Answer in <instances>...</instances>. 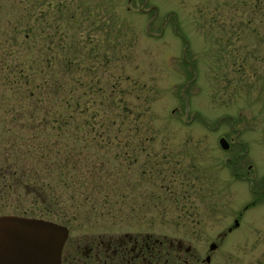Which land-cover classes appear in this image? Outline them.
<instances>
[{
	"label": "rangeland",
	"instance_id": "rangeland-1",
	"mask_svg": "<svg viewBox=\"0 0 264 264\" xmlns=\"http://www.w3.org/2000/svg\"><path fill=\"white\" fill-rule=\"evenodd\" d=\"M67 44L75 63L66 71ZM14 63L30 69V84ZM64 97L74 120L59 135L51 121ZM93 99L106 100L108 125H82L73 102L86 101L90 122ZM31 101L39 107H24L26 118L18 108ZM63 157L72 179L53 180L59 205L34 202L11 179L0 186V214L57 218L69 228L66 249L98 238L220 236L250 189H264V0H0V164L19 158L18 173L49 180ZM200 168L218 177L216 195L203 194ZM239 222L226 239L264 238V201Z\"/></svg>",
	"mask_w": 264,
	"mask_h": 264
},
{
	"label": "flooded vegetation",
	"instance_id": "flooded-vegetation-1",
	"mask_svg": "<svg viewBox=\"0 0 264 264\" xmlns=\"http://www.w3.org/2000/svg\"><path fill=\"white\" fill-rule=\"evenodd\" d=\"M219 145L221 146L220 142ZM205 147L202 145L198 149ZM229 147L228 142V148H222L228 150ZM224 162L230 174L231 201L234 196L231 186L236 173L234 154L227 155ZM251 167L252 165L249 164L248 168ZM207 170L200 168V174L204 172L207 175L204 178L207 188L204 189L203 194L213 196L217 193L213 188L217 186L218 177L208 173ZM174 171L176 172L177 169ZM171 174L175 175V173ZM148 177L150 178V174ZM202 184L204 185V182ZM250 190L253 195L246 202L245 210L239 211L237 215L230 211V225L217 238L193 237L187 240L164 238V241H159L152 235L146 234L115 239L98 238L83 243L76 241L66 249L67 238L61 253V264H154L156 241L163 248L165 264H264V238L226 239L227 233L239 226V220L245 211L257 202L264 201V189Z\"/></svg>",
	"mask_w": 264,
	"mask_h": 264
},
{
	"label": "trees",
	"instance_id": "trees-1",
	"mask_svg": "<svg viewBox=\"0 0 264 264\" xmlns=\"http://www.w3.org/2000/svg\"><path fill=\"white\" fill-rule=\"evenodd\" d=\"M28 13L30 16L34 15L33 11H31V13L30 12H28ZM28 13H27V16H28ZM27 24H28V29L35 30L36 36H37L38 28L36 31L35 23L30 24L29 20H28V22L27 21L24 22L22 19L21 28H23V29L26 28ZM32 25H34V26H32ZM30 38H31V36H30ZM23 39L19 42V44L20 43L22 44ZM68 44H69V42H68ZM68 44H67V47L65 48L66 49V55L63 58V62L65 63V70L66 71H67L68 67L70 68L72 62L75 63L74 58H71L68 56ZM50 62H51V60H50ZM25 65H23V64L21 65V63L20 64L14 63L12 69L21 68L18 72L19 77H21L19 79H21V80L24 79V82H22V83H26V81H27L28 84H30L29 80H25V78L29 77V73L24 74V69H27L28 71L30 70L29 68L25 67ZM46 66L48 67V65H46ZM15 74L17 75L16 70H15ZM44 81H45V78L43 80V83H44ZM67 90L70 91L69 88H67ZM104 100L105 99H102L100 102H98L95 99H93L91 101L92 103L95 104L94 105L95 108L92 112L93 114L90 116V117H92V121H90V122L87 119L89 117L85 116L87 114H85V115L83 114V113H87V109H88V106L85 104L86 101L83 100L82 102H79L80 100H76L75 102H73L74 107H76V109L79 110V113H82V115L85 117V119L82 122V125H88L91 122L93 123V120H95V119H96L95 121L98 122L100 125L106 124V123L108 125V122L112 116H102L101 105H103V103L106 102V100L105 101ZM35 102H37V101L35 100ZM97 102L99 103V105L97 104ZM55 103H56L55 106L57 107V109L53 111L54 115H53V118L51 121V125L53 126L54 131H56L60 135L61 132L64 131V129L67 126H70L73 123L74 117H73V114L71 111L72 101L70 100V98L64 97V98L57 99V101ZM24 107H28L27 111H35L39 106L37 104H34L33 101H31L29 105H22V103H21V106H19L18 109L21 110L22 112H23V110H25L24 117L27 118V115L29 116L30 114H28V112L26 111V109H24ZM11 116H12V118H14V121L16 122V121L21 119L22 114H15L14 113ZM120 123H121V121H120ZM20 127L24 128L25 126H23V124H22ZM78 130H81V128ZM104 131H106V132H104L106 134V138H109L110 132H112L110 126H107L104 129ZM128 141L129 140H127L126 142H128ZM127 159H129V158H127ZM69 161L71 162L70 157H63V158H59L58 161H55L52 164H50L47 171H48V175H53V178L52 179L49 178V180H47L45 178L46 176L43 177L45 182H46L44 184L43 182H41V180L43 178H38V175H36L37 174L36 172H33L32 174H30L31 173L30 172L29 174H25V175L22 172L18 173L17 172L18 171V165H22V162L19 158H14V159H12L11 164L10 163L6 164V162L5 163L3 162L0 164V167L2 168V169L0 168V186L2 185L4 187L5 186V180L10 181L12 179L13 181H15L18 185H20L22 187L23 191L33 195L34 202L39 200V202H41V203H48V204H52V205L57 206V205H59L57 202L58 197H57V195H55L56 194L55 190H53V186H56L57 183L53 182V180L56 179V181L58 183H59V181L66 182V180H64L63 176H65V174L68 175V172L64 169V167ZM71 179H72V177L69 176L66 183H68V181L70 182ZM40 182L43 183V185L47 188L43 194H42V185L40 184ZM20 193H23V192H20ZM45 199H47V201H45ZM56 206H54V210H55ZM44 211L49 212V210H44ZM22 214H25V213H22ZM31 216L43 218V215H39V216L38 215H31ZM46 218H51L54 221L57 220V218H52L50 216H46L45 219ZM162 249L163 248H161V246L159 245V242L156 241L154 264H165V254L162 251Z\"/></svg>",
	"mask_w": 264,
	"mask_h": 264
},
{
	"label": "water",
	"instance_id": "water-1",
	"mask_svg": "<svg viewBox=\"0 0 264 264\" xmlns=\"http://www.w3.org/2000/svg\"><path fill=\"white\" fill-rule=\"evenodd\" d=\"M219 142L228 148L224 137ZM68 235V227L53 220L0 214V264H61Z\"/></svg>",
	"mask_w": 264,
	"mask_h": 264
}]
</instances>
